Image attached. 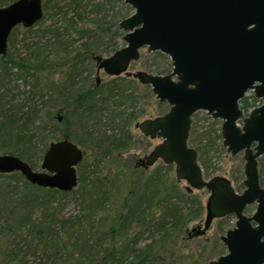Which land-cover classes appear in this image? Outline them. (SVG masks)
<instances>
[{
    "label": "trees",
    "instance_id": "1",
    "mask_svg": "<svg viewBox=\"0 0 264 264\" xmlns=\"http://www.w3.org/2000/svg\"><path fill=\"white\" fill-rule=\"evenodd\" d=\"M11 1L0 0V6ZM112 1L118 0H42L41 19L47 18L49 23L37 32L48 39L42 44L31 43V50L26 45L24 57L13 58L7 50L0 56L3 91L9 90L4 86L9 81V69L14 67L21 77L33 80L31 88L37 90L39 97L47 94L48 100L40 105L46 109L48 104L61 103L56 111L63 110L65 116L58 122L52 117L54 112L44 110L46 120L42 119L43 107L30 103L32 89L30 96L17 104L0 95V135L7 142L4 152L19 157L34 169V162L28 161L30 141L48 129L47 122L62 125L61 139L66 138L83 150L75 166L77 187L70 191L31 184L17 171L0 174V264L205 263L201 255L174 257L176 242L192 235L187 224L199 220L204 211L197 192L181 189L179 181L167 172L160 173L158 167L145 174L127 169L125 175L114 174H122L129 182L120 207L108 211L105 205L113 197L110 180L103 174L92 175L100 162L134 144L129 128L144 113L140 104L146 96L144 90L134 87L135 79L130 76H112L95 82L88 66L91 55H108L118 48L122 31L117 23L121 14L113 10ZM30 27L14 26L7 45L12 44L13 33L22 30L24 35ZM169 70L157 69V73ZM259 103L252 92L238 101L243 115ZM190 129L191 125L188 136ZM194 139L204 177L213 176L215 168L206 164L204 155L208 147H222L218 141L219 127L210 123ZM37 140L43 153L47 135L44 133ZM87 159L90 161L82 164ZM82 165L86 174L79 169ZM257 172L258 183L264 187V153L257 158ZM71 193L77 195L82 208L76 214L63 216L52 203L56 197ZM98 214L100 217L96 218ZM144 232L148 240L142 237ZM220 246L218 240H213L212 253Z\"/></svg>",
    "mask_w": 264,
    "mask_h": 264
},
{
    "label": "water",
    "instance_id": "2",
    "mask_svg": "<svg viewBox=\"0 0 264 264\" xmlns=\"http://www.w3.org/2000/svg\"><path fill=\"white\" fill-rule=\"evenodd\" d=\"M132 12L120 19L123 46L95 56L96 68L108 76L129 75L139 48L168 56L164 74L136 70L131 75L148 85L168 109L133 126L157 138L138 165L172 164L186 191L204 189L203 234L214 218L233 214L234 224L219 236L225 252L207 264H264V187L258 183L257 158L264 153V0H122ZM42 0H13L0 6V55L11 29L28 28L42 17ZM246 91L260 99L243 115L238 101ZM203 110L222 120L221 145L231 155L242 152L243 189L236 192L223 175L204 177L196 150L187 144L191 115ZM241 121L240 125H238ZM83 151L66 138L51 141L39 168L12 154H0V174L19 172L42 188L70 191L77 184L75 166ZM255 203L250 215L246 205Z\"/></svg>",
    "mask_w": 264,
    "mask_h": 264
},
{
    "label": "rangeland",
    "instance_id": "3",
    "mask_svg": "<svg viewBox=\"0 0 264 264\" xmlns=\"http://www.w3.org/2000/svg\"><path fill=\"white\" fill-rule=\"evenodd\" d=\"M112 5L114 6L113 10L120 12L121 16L118 19H121L128 15L129 13L132 12V8L125 4L122 0L118 1H112ZM112 11V10H111ZM110 11H108V14ZM49 23V20L46 19H41L35 26L30 27V32L25 33L24 35L22 34V30H17L13 35L11 36L10 39L13 40L12 44L8 43L6 50L7 52H10L11 56L13 58L16 57H24L25 54L27 53V46H29L33 42H39L42 44L44 41L48 39V36H41L39 32H37V29L44 27L46 24ZM27 45V46H26ZM123 45V41L119 38L118 41V48ZM32 47L29 46V50H31ZM157 51H147L145 47L141 48L139 50V58L131 63L129 67L127 68L128 71L134 72L138 69H143L147 72L158 74L157 69H166L169 70L171 69V63L168 58V56L164 53L157 52ZM104 56L105 54H101ZM1 56V55H0ZM146 62V64H145ZM88 66L91 67L92 73L95 77V65L94 61H90L88 63ZM170 71V70H169ZM1 73V71H0ZM9 81L8 83L4 86L9 88V90H2L3 86H0V95L3 99L7 100L9 98H12L10 100L11 103L17 104L20 103L25 96H30L29 90H31V83L32 79L31 78H23L19 75V71L16 68H10L9 69ZM167 73L166 71L163 72ZM98 77L101 80L105 81L108 80L110 76L105 75L102 71H99ZM56 78V76H54ZM134 83V87H136L139 91L144 90L146 93V96L142 98V102L140 104V108L144 109V113L138 117L137 121L142 120L143 118L147 117H154L158 114H161L165 112L168 109V105L166 102H161L158 101L155 96L151 93L150 88L148 87L143 88L141 87L142 84L137 82ZM139 84V85H137ZM33 92L32 95V100L30 103L35 102L37 103L38 108H42L43 105H40V102L47 99V94L43 95L42 97H39L36 94L37 90L32 89ZM11 95H13L11 97ZM2 99V100H3ZM28 104V103H27ZM61 106V103H57L55 105H50L46 106V109L42 108L40 117L42 119L46 120V117L44 116V110L46 111H52L55 114L53 115H60L64 112L61 111H56L59 107ZM22 110L25 109V107L21 108ZM44 121V120H41ZM222 120L219 118H212L209 115L205 113L203 110H198L194 112L191 117H190V125L191 129L189 132L188 140L190 142H187V144L193 148H195L194 145V138L196 134L200 133L202 130H206L207 127L209 126L210 123H214V127L218 128L220 127ZM241 121H239L238 125H240ZM47 127L45 129V132L37 133L38 135L34 137L30 141V148H29V159L28 161L34 162L35 166L34 169L39 168L42 152L41 150V142L39 139L43 134L45 133L47 135V144L50 141H55V140H60L63 136V126L58 125V124H53L47 122ZM56 128L54 130L49 129V127ZM190 127V126H189ZM131 132V139L134 140V144L132 146H129L128 149L122 150L112 156H109L106 160H103L102 162L99 163L98 167H94L93 170H96L95 173L92 175L96 174H103L104 177H108V180H110V188H111V193L113 197L110 198L109 202L105 205V208L108 209V211H114L118 209L121 205V200L124 197L126 190L128 188V179L127 177H122V174H119L118 177L115 174V172L125 173L127 172L126 170H134L135 173L138 174H145V173H150L154 171L155 168H159L160 173H165L167 172V175L175 179L174 177V172H173V165L172 164H163L159 160L153 163L151 166H149L146 170L141 171L140 166H136L138 159L143 158L147 152L151 149V147L159 141V139L154 138L150 139L146 136H143L136 128L133 127V124L129 128ZM70 134L73 136V131H70ZM219 139L218 141H220ZM221 143V141H220ZM7 142L1 137L0 135V154L6 153L4 152L3 146H5ZM208 152L205 153L204 155V160L206 161L207 165L213 166L215 168L214 172L212 175H223L226 178H228L231 182L232 187L234 190L238 193H240L243 189V185H239V181L237 178L241 176V180L243 179V173H242V166H243V158H242V152H237L234 155H231L229 152L226 151L225 147H208L207 148ZM89 162L90 159L84 160L82 164L85 162ZM169 165L168 168H165L164 166ZM135 166V168H134ZM84 166L82 165L79 169L83 172L84 171ZM241 170V173H240ZM84 174L86 172L84 171ZM206 178V177H205ZM240 178V177H239ZM241 182V181H240ZM184 182L179 181V185L181 189L184 187ZM77 187V185H76ZM192 192H197L198 196L204 206L205 199L208 195V192L204 189L200 190H192ZM53 206H56L59 209L60 214L63 216H69L76 214L79 210L82 208V204L80 203L77 195L74 193L67 194L64 197L58 198L56 197L54 202L52 203ZM255 204H250L246 206L243 210V213L246 215H250L252 211L254 210ZM100 214L96 215V218H99ZM204 218V211L200 216L199 220L195 221H190L187 224L186 229L192 233V235L189 238H185L183 240H179L176 242V247H175V253L174 257L177 255H181L183 258H188L189 255H195V256H200L202 259L205 260L204 264H207V262L210 259L216 258L219 254V252H225V247L224 245L220 242L219 236L224 234L225 230L231 228L234 224L235 217L233 214H227L223 217L220 218H214L208 228L204 231L203 234H197L192 231V229H201L202 228V222ZM199 227V228H198ZM220 227V229L218 228ZM143 238L145 240H148V235L144 232L143 233ZM213 240H218L222 246L217 247V250L212 253L211 251V242ZM178 262V260H176Z\"/></svg>",
    "mask_w": 264,
    "mask_h": 264
},
{
    "label": "flooded vegetation",
    "instance_id": "4",
    "mask_svg": "<svg viewBox=\"0 0 264 264\" xmlns=\"http://www.w3.org/2000/svg\"><path fill=\"white\" fill-rule=\"evenodd\" d=\"M122 34H123V32H122ZM121 36H122V35H121ZM120 39H121V37H120ZM123 44H124V43H123ZM122 46H123V45H122ZM142 48H143V47H142ZM140 49H141V48H139V50H140ZM145 49H146V48H145ZM139 50H138V52H139ZM111 53H112V52H111ZM108 55H109V54H108ZM95 56L104 57V56H107V55H104V56H102V55H95ZM95 56L91 55V60L94 61V65H95V77H94V75H93V79H94L95 82H96V81L99 80L98 73H99V71H101V70H97V68H96V64H97V63H96V60H95V58H94ZM138 58H139V56H138ZM131 63H132V62H131ZM131 63H130L129 65H131ZM128 67H129V66H128ZM138 70H143V69H138ZM127 71H128V70H127ZM128 72H129V75H126V74H122V75L132 77L131 74H132L133 72H130V71H128ZM134 72H135V71H134ZM105 75H106V74H105ZM118 76H119V75H118ZM110 77H112V76H110ZM132 78H133V77H132ZM134 79H135V78H134ZM135 80H136V79H135ZM136 81H137V80H136ZM137 82H138V81H137ZM140 84H141V83H140ZM143 85H145V84H143ZM147 86H148V85H147ZM150 91H151V90H150ZM60 111L63 112V110H60ZM163 113H164V112H163ZM54 114H55V113H54ZM156 116H157V115H156ZM52 117H53L55 120H57L58 122H60L61 120L64 119L65 116H64V113H62V114H60V115H57V114H56V115H52ZM147 118H148V117H147ZM143 119H144V118H143ZM139 121H140V120H139ZM136 122H138V121H136ZM136 122H135V123H136ZM135 123H133V125H134ZM133 127H134V126H133ZM50 142H51V141H50ZM50 142H49V143H50ZM49 143H48V144H49ZM48 144H47V145H48ZM79 148H80V147H79ZM80 149H81V148H80ZM81 150H82V149H81ZM82 151H83V150H82ZM138 162H139V159H138ZM138 162H137L136 166H139V165H138ZM140 167H141V166H140ZM242 180H243V179H242ZM242 185H243V184H242ZM251 204H255V203H251ZM249 205H250V204H249ZM246 206H248V205H246ZM246 206H245V207H246ZM254 208H255V207H254ZM223 253H224V252H223ZM223 253H222V254H223Z\"/></svg>",
    "mask_w": 264,
    "mask_h": 264
}]
</instances>
